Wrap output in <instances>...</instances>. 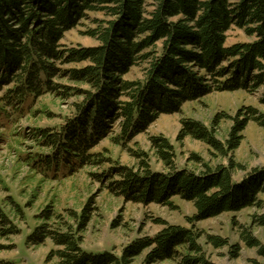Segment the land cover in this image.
Here are the masks:
<instances>
[{
	"label": "trees",
	"instance_id": "obj_1",
	"mask_svg": "<svg viewBox=\"0 0 264 264\" xmlns=\"http://www.w3.org/2000/svg\"><path fill=\"white\" fill-rule=\"evenodd\" d=\"M89 13L105 17L94 20L95 28L85 33L96 44L63 46L64 35ZM232 27L253 41L227 45ZM139 64L145 65L143 76L125 79ZM194 69L204 71L205 77ZM205 81L209 84L204 85ZM261 86L264 0H0V130L32 121L23 130L15 128L6 145L18 166L41 175V186L48 179L60 183L85 170L98 182H107L106 188L127 202L169 207L173 197L191 202L196 211L189 219L192 225L260 206L264 170L233 181L234 172L244 171L233 153L240 146L238 133L246 120L235 121L224 141L216 137L219 116L210 127L194 120L181 122L178 141L187 137L201 141L215 157L226 160V165L211 166L192 155L190 161L201 164L198 171L178 168L172 144L161 136L149 139L153 157L161 165L158 171L152 170L150 158L140 150L128 151L135 164L127 167L95 149L103 140L126 149L160 114L175 112L184 102L209 91ZM41 99L66 104L67 113L50 114L46 106L36 109ZM43 117L58 121L35 125ZM257 121L264 127L263 116ZM4 136L0 134L2 141ZM37 189L32 190L33 199ZM25 209L12 197L0 203L1 238L20 233L16 224L25 222ZM89 210L87 204L80 212L61 213L53 202L45 205L35 216L38 224L27 244L39 247L50 242L53 250L47 261L54 264H136L147 250L144 264L167 259L212 264L200 248L202 234L179 226L136 239L118 256L85 251L82 243L91 220ZM255 219L264 227V215ZM206 241L216 249L227 246L230 257H238V245H228L216 236H206ZM242 241L264 257V246L251 234L242 235ZM0 264L13 263L0 260Z\"/></svg>",
	"mask_w": 264,
	"mask_h": 264
},
{
	"label": "rangeland",
	"instance_id": "obj_2",
	"mask_svg": "<svg viewBox=\"0 0 264 264\" xmlns=\"http://www.w3.org/2000/svg\"><path fill=\"white\" fill-rule=\"evenodd\" d=\"M104 19L101 13L87 14L86 19L64 35L62 45L66 48L95 45L96 42L85 33L95 28L94 20ZM253 39V37L248 38L243 30L236 27H232L227 32V45L250 42ZM71 67L78 66L69 68ZM62 68L67 69V66ZM144 68V64L131 68L125 79L141 78ZM194 70L199 76L205 77L204 71ZM203 84L209 83L205 81ZM263 96L264 86L259 89L249 87L234 92L209 91L192 101L184 102L175 112L160 114L144 133L136 136L133 142L126 146V149L120 150L118 147H113L109 140H103L95 150L127 167L135 164L128 151L140 150L150 158L152 170L158 171L161 170V165L153 157L149 139L153 136H161L172 144L178 168L198 171L201 164L190 161L192 155L197 156L201 163L211 166L226 165V160L215 157V152L201 141L189 137L178 141V135L182 130L181 122L194 120L210 127L211 121L219 116L216 137L224 141L228 132L234 128L235 121L246 120V126L238 133L242 139L240 146L233 153L235 162L244 168V171H236L233 174V181L238 183L254 170H264V127L257 121V118L264 117ZM43 106L54 115H64L68 109L66 104L60 105L58 101L52 103L50 99L38 101L36 109ZM57 121L58 119L49 121L43 117L35 125L43 127L55 124ZM30 123L31 120L24 121V125H20L22 128L10 124L9 131L0 130V134L5 135L3 141L0 139V203L12 197L26 208L25 222L16 224L20 233L8 238L0 237V260H7L13 264H54V261H47L49 252L53 250L50 242L39 247L27 244L28 236L38 224L34 221L35 216L41 208L53 202L56 210L61 213L66 209L80 212L89 204L91 220L83 234L82 243V248L88 252L106 251L118 256L122 249L136 239L152 238L167 226H179L186 229L193 228L202 234L198 242L207 261L212 264H264V257L259 256L255 248H248L242 241V235L247 232L264 246V227L259 226L255 219L264 215V193L258 195L260 206L244 208L239 212L223 213L217 217L194 222L192 225L189 219L196 214V211L191 202L179 197L171 199L172 207L156 203L127 202L123 197L109 191L106 188L107 182H98L85 170L60 183L56 182L57 179H48L47 183L41 186L39 182L41 175L31 174L26 167L18 166L6 145V139L10 138L15 128L23 130V127L31 125ZM28 144L29 142L24 143L25 146ZM36 187L38 195L33 199L32 190ZM206 236H216L226 240L228 245H238V257L231 258L227 246L216 249L207 244ZM147 253L149 250L143 253L136 264H144L143 259ZM156 264H179V259H167Z\"/></svg>",
	"mask_w": 264,
	"mask_h": 264
}]
</instances>
